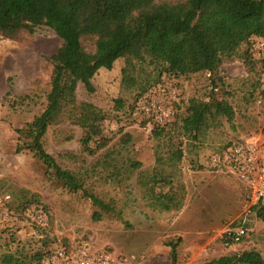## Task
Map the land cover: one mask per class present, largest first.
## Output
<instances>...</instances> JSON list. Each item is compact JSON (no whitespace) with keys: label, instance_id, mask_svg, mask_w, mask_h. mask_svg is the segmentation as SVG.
I'll use <instances>...</instances> for the list:
<instances>
[{"label":"rangeland","instance_id":"1","mask_svg":"<svg viewBox=\"0 0 264 264\" xmlns=\"http://www.w3.org/2000/svg\"><path fill=\"white\" fill-rule=\"evenodd\" d=\"M59 46V36L48 26L34 32L21 30L13 38L0 34V210H8L0 221V255L14 248L17 241L40 246L48 236L50 240L55 238V243L85 240L97 248H107L116 264H173V242H177L176 264L252 248L264 256V221L247 209L244 181L235 170L216 169L210 164V156L230 143L263 136L262 84L257 93L251 92L253 82H261L260 74L251 72L240 59L226 62L227 80L219 94L229 97L235 116L233 120L222 116L204 138L186 142L180 167L185 202L171 212L148 206L137 182L138 170L130 171L129 158L142 163V167L153 166L158 139L150 125L135 117L129 103L148 89H176L174 118L177 112L184 113L190 97L209 94V80L205 75L190 79L164 75V85L149 87L142 77L122 80L124 63L118 61L114 68L96 74L94 91L80 83L78 105L89 101L106 112V132L111 141L96 154H88L81 142L82 128L65 120L49 127L44 143L63 167L89 170L85 187L115 205V211H103L96 219L94 213L100 208L82 190H70L48 173L33 152L16 149V129L46 106L52 69L49 56ZM85 46L91 52L95 50L93 39H86ZM119 97L126 101L122 108L116 103ZM124 132L131 134L125 144L121 141ZM110 155L111 163L102 166L100 162ZM115 165H120L119 172ZM6 194L11 196L9 201L4 200ZM24 204H28L25 209ZM240 225L248 226V234L226 245L222 232Z\"/></svg>","mask_w":264,"mask_h":264},{"label":"trees","instance_id":"2","mask_svg":"<svg viewBox=\"0 0 264 264\" xmlns=\"http://www.w3.org/2000/svg\"><path fill=\"white\" fill-rule=\"evenodd\" d=\"M41 26L56 32L60 46L49 56L52 69L46 106L16 129V149L33 152L44 162L48 173L70 190H82L100 208L94 213L96 219L102 217L103 211H115V205L85 187L89 170L63 167L44 143L49 127L65 120L82 128L81 142L88 154H96L111 141L106 132V112L89 101L78 105L80 83L94 91L92 80L96 74L101 69L114 68L118 61L124 63L122 80L142 77L149 87L164 85V75L176 79L206 76L211 85L209 94L190 97L184 113L177 112L164 126H151L158 139L153 166L145 168L128 159L130 171L138 170L137 182L148 206L159 212L182 208L186 187L180 167L186 142L204 138L222 116L228 120L235 116L229 97L219 94L227 80L226 62L240 59L251 72L259 74L264 64L251 52L256 38L264 40V0H0V34L13 38L21 30L34 32ZM86 39H93V52L86 48ZM261 84L253 82L251 92L257 93ZM261 92L264 94V87ZM140 97L135 96L129 103L132 112ZM116 103L122 108L126 101L119 97ZM122 136L124 144L131 140L130 133ZM111 159L110 155L100 164H110ZM114 167L119 172L120 165ZM27 207L24 204L23 209ZM250 211L264 221V204L253 206ZM54 239L47 236L40 246L17 241L14 248L1 253L0 264H42ZM170 245L176 264L177 242ZM190 264H264V256L252 248Z\"/></svg>","mask_w":264,"mask_h":264},{"label":"built area","instance_id":"3","mask_svg":"<svg viewBox=\"0 0 264 264\" xmlns=\"http://www.w3.org/2000/svg\"><path fill=\"white\" fill-rule=\"evenodd\" d=\"M253 56L264 63V40L256 38L251 46ZM260 80L264 87V64L260 70ZM177 96L176 89L158 87L149 89L137 101L135 117L147 124L164 126L174 115L173 101ZM210 164L214 168L235 170L245 183L244 196L246 207L250 211L253 206L264 204V138L262 135L231 143L210 156ZM10 194L4 195V200H10ZM0 210V221L7 209ZM43 218H40L42 221ZM39 221V220H37ZM45 221V219H44ZM248 234V229L240 225L235 230H224L226 245L230 246L240 241ZM70 241V240H69ZM92 243L70 241L55 243L43 257L42 264H116L107 248H93Z\"/></svg>","mask_w":264,"mask_h":264}]
</instances>
